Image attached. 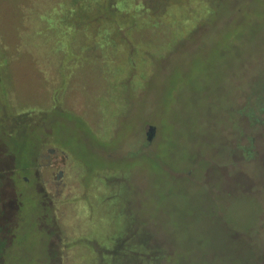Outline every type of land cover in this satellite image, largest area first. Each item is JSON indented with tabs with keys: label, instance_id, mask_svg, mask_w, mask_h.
<instances>
[{
	"label": "rangeland",
	"instance_id": "obj_1",
	"mask_svg": "<svg viewBox=\"0 0 264 264\" xmlns=\"http://www.w3.org/2000/svg\"><path fill=\"white\" fill-rule=\"evenodd\" d=\"M47 1L0 0V264H264V0H157L189 27L106 62Z\"/></svg>",
	"mask_w": 264,
	"mask_h": 264
},
{
	"label": "trees",
	"instance_id": "obj_2",
	"mask_svg": "<svg viewBox=\"0 0 264 264\" xmlns=\"http://www.w3.org/2000/svg\"><path fill=\"white\" fill-rule=\"evenodd\" d=\"M156 3L157 0H52L51 2H45L44 4H46V6H44L43 9L58 15V17H56V19H58L57 22L48 23L49 29L52 28L55 30L57 26L60 25L64 31L69 32L73 27H76V24H73L74 20L81 21L80 26L83 27L84 30V35L81 34V39L84 38L85 40L86 37L93 39L94 43L89 41L90 44H93L92 51L98 54V58H100L99 60L101 62H106V59L110 57L117 58L122 56V50H117L116 48H118V46L116 47L115 43L118 42L121 44L119 47L122 48L124 44L131 45V38L127 37L126 34L128 33V35L131 36L129 34L130 31L135 34L141 33V35L143 34L145 36V39L151 40V43H156L164 41L168 33H170L174 27H189V15L182 11L184 14H178L177 16H180V19L177 23H174L172 20L176 15L172 12L168 15L164 12V9L159 7ZM181 4H185V1L181 2ZM200 4L201 3L197 1L196 3H192L196 8ZM164 16H166V18H164ZM30 24L31 28L41 29V27L46 25V20L34 16ZM162 35L164 36L160 37ZM263 105L264 102L262 103L263 109H257L250 115L251 117L249 118L253 120L252 122L259 123L261 121L260 114L264 113ZM50 147L55 150L54 147ZM60 152V150H56V154H61ZM23 154V150L18 149L17 158L19 159L20 155ZM61 155L66 158L68 163V157L63 154ZM37 157L36 155L35 159H37ZM17 158H14L15 167L17 171H20L18 168L20 163L17 161ZM39 167V164L34 167V173ZM70 169L71 168L68 170ZM27 170L23 169V171ZM67 175L70 180L66 184L63 183L54 193L48 191L51 193L50 195L52 198L50 199L56 201L58 207H61L60 204L63 203L69 204L74 195V185L76 182L73 176H71V170L67 172ZM15 183L16 187H18L22 185V183L27 184L28 180L24 178V181H20L18 179ZM39 193L42 199L39 207L43 210L41 216L48 211L53 213L54 207H48L44 202L43 193ZM67 209L68 206L61 215L63 219L66 215L73 213H68ZM63 219H59L58 221H62L67 227L73 225V217H69V219L66 217L65 222H63ZM67 229L70 230L69 228ZM72 255V253H68L65 257V260L68 261L69 264H72Z\"/></svg>",
	"mask_w": 264,
	"mask_h": 264
},
{
	"label": "water",
	"instance_id": "obj_3",
	"mask_svg": "<svg viewBox=\"0 0 264 264\" xmlns=\"http://www.w3.org/2000/svg\"><path fill=\"white\" fill-rule=\"evenodd\" d=\"M48 152H49L50 154H54L56 151L53 150V149H50V150H48ZM62 175H63V172H60V176L58 177V179H59Z\"/></svg>",
	"mask_w": 264,
	"mask_h": 264
}]
</instances>
